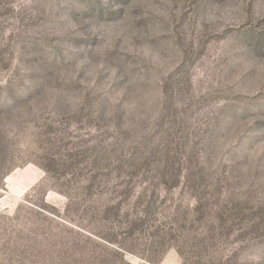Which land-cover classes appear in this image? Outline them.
<instances>
[{
  "label": "rangeland",
  "instance_id": "1",
  "mask_svg": "<svg viewBox=\"0 0 264 264\" xmlns=\"http://www.w3.org/2000/svg\"><path fill=\"white\" fill-rule=\"evenodd\" d=\"M0 264H264V0H0Z\"/></svg>",
  "mask_w": 264,
  "mask_h": 264
}]
</instances>
